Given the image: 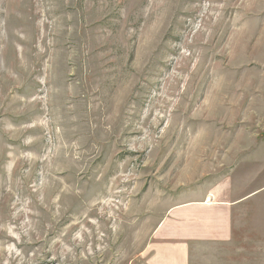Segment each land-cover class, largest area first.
Masks as SVG:
<instances>
[{
  "label": "rangeland",
  "instance_id": "374dc122",
  "mask_svg": "<svg viewBox=\"0 0 264 264\" xmlns=\"http://www.w3.org/2000/svg\"><path fill=\"white\" fill-rule=\"evenodd\" d=\"M263 188L264 0H0V264H264Z\"/></svg>",
  "mask_w": 264,
  "mask_h": 264
},
{
  "label": "crops",
  "instance_id": "0c3cea01",
  "mask_svg": "<svg viewBox=\"0 0 264 264\" xmlns=\"http://www.w3.org/2000/svg\"><path fill=\"white\" fill-rule=\"evenodd\" d=\"M263 192L264 188L257 193L260 196ZM250 197L242 201H247ZM224 205L200 202L172 210L168 219L162 222L154 235L159 241H172V245L168 244L169 247L163 244L162 249L154 250V259L149 264H189L190 243L229 242L230 232L225 221L226 213L217 209Z\"/></svg>",
  "mask_w": 264,
  "mask_h": 264
}]
</instances>
